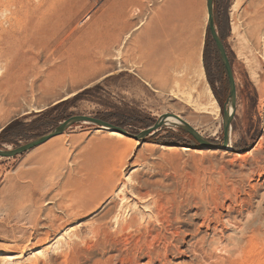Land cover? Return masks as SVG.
I'll use <instances>...</instances> for the list:
<instances>
[{"label":"rangeland","instance_id":"rangeland-1","mask_svg":"<svg viewBox=\"0 0 264 264\" xmlns=\"http://www.w3.org/2000/svg\"><path fill=\"white\" fill-rule=\"evenodd\" d=\"M206 5L207 0H0L1 131L16 120L54 121L16 146L0 148L15 149L73 116L105 119L135 136L158 119L178 115L191 120L189 125L213 145L205 149L180 128L162 126L145 140L132 138L137 143L131 146L107 130L75 124L25 154L1 158L0 264H148V249L163 251V244L148 238V248L133 254L137 237L119 233L114 218L137 213L142 223L149 220L156 227L154 205L163 196L181 205L186 235L199 229L194 237L182 236L186 241L167 254L169 264H222L226 254L220 249L229 248V239L238 238L253 221L260 238L241 264H256L264 255V143L257 147L264 131V60L259 54L264 0H216L215 7L213 2L236 92L228 149L222 148V118L229 86L210 32L206 39ZM254 37L260 42L257 50ZM154 82L161 88L152 87ZM153 136L185 144H193L192 138L197 147L149 142ZM245 165L256 173L239 174ZM105 168L117 178L113 189L102 190L86 179L87 171L97 178ZM251 187L257 194L245 210L240 201L248 199ZM212 192L221 202L217 207ZM9 196L12 216L7 219L2 207ZM72 206L66 218L64 208ZM162 212L165 221L168 210ZM203 212L229 216L235 225H225L214 236L212 229L201 227ZM58 219L64 222L52 232L49 224ZM98 225H108L109 243L91 234ZM47 232V239L38 242ZM22 235L29 242L22 243ZM204 237V254L193 252ZM213 241L221 246L209 261ZM127 248L133 251L130 258L122 256ZM157 259L152 264H160Z\"/></svg>","mask_w":264,"mask_h":264},{"label":"bare ground","instance_id":"bare-ground-1","mask_svg":"<svg viewBox=\"0 0 264 264\" xmlns=\"http://www.w3.org/2000/svg\"><path fill=\"white\" fill-rule=\"evenodd\" d=\"M236 5H237V3H236ZM233 8L234 9L236 8L235 4L233 5ZM205 18H206V21H207V18H208V14L207 13H206ZM233 31H235V28H233ZM262 40H263L262 41V44H263L262 47L263 48H262V51L259 52V54H261V56H262V58L264 60V37L262 38ZM253 43H254L253 45L255 46V47L253 46L254 49L257 50L258 43H260V42H258V39L254 37ZM250 77L253 80V82L255 83L256 88L261 90V88H259L261 86L260 83H259L260 79H258V76H257V73H256L255 70H251L250 71ZM151 85L153 87V85L156 86L157 84L154 82ZM158 86L161 88L160 85H157V88H158ZM259 103H260V101H259ZM224 111H227L228 113H232V110H231V108L229 106H227ZM161 121L163 123V127L174 128V127H177V126L181 125V122H184L187 125H189V122L191 120H189L188 118H184V117L178 116V115H170V116H166L165 118H162ZM222 121H223V118H222ZM189 126L191 127V125H189ZM262 127L264 128V125L261 126V128ZM1 129H2V126L0 127V131H1ZM192 129L196 133H198V135L200 137H202L204 139V135L200 131H197L195 128H192ZM111 133H112V135L117 137L118 140L124 141V142H129L131 144V146H135V144L137 143L132 138L130 139L129 137H126V136H124L122 134L114 133V132H111ZM231 143H232V127L230 125V127L228 129V133H227V145H226L225 149H228V147H231L232 146ZM263 143H264V131H263V133L260 136V139H259V141L257 143V147L260 148ZM160 147H162V146H160ZM182 149H183V151H190V149H188V148H182ZM263 159H264V157L261 158V161ZM257 166L258 165H256V167ZM242 168L244 170L241 173H239L241 175H244L247 172L249 174H252L253 172L256 173L254 168L249 167V165H245ZM86 179L88 181L93 180L95 183H98V185H102V190H104V188H108V187L113 189L115 187V185H116V182H117L116 176L112 175V172H111V170L109 168H105L100 174L97 175V178H95L91 173H89L87 171ZM80 184H81L82 187H84L83 182H80L79 185ZM251 190L254 191V192H252ZM216 194L217 193L212 192V195H211L213 202L216 203L215 207L219 206L220 203H221V202L218 201V196ZM256 194H257V192L255 191V188L251 187L250 188V192H248V194H247L248 199L247 200L242 199L240 201V204H242V208L243 209L247 210L248 208L251 207V205L253 204L252 203V198H255ZM228 195H229V193L226 192V196H228ZM261 195H262L261 198L264 199V193L261 194ZM11 196H9V198H7L4 201L3 207H2V212L6 216L7 219H10L11 216H12V210L8 209V208H10L12 206V197ZM198 196H201V194H199ZM207 199H208V196H205V197L202 196V200H207ZM200 200H201V198H200ZM167 202L169 203V205H168L169 209H167L168 212H166L168 214L167 215L168 217L164 221V220L160 219V215H161L160 212L164 213L162 211H167L166 208H165V207H167ZM164 208H165V210H164ZM180 208H181V205L179 204V202H177V201L175 202V198L173 196L172 197H164L163 196V197H161L160 203H155V205H154V210L155 211L153 213L155 215L154 218H155L156 223H157V226H156L157 228L154 227L153 222L151 224L149 220H148V222L146 221L145 224L142 223L141 220L138 218V214L137 213H131L128 217H126L125 220H123V219L119 220L117 218H114V222H115V225H116L115 227L117 228V231L119 233H122V232H129L130 233V232H132V234L137 237L136 241L138 242V244H136L134 242L135 239L132 242V243H135V245H137L136 247L134 246V244L132 245V246L135 247V250H136V251L134 250L135 252L131 251V252H133V254H137L138 253L137 252L138 249L141 250L140 252L142 253L143 252L142 250L144 248H148L147 246H145V242L147 241L148 238H151L154 241L156 239L157 241L162 243L163 244L162 247H164V248H162L163 251L161 250L162 252L159 251V249L158 250H156V249L153 250V249H150V248L146 252L148 254L147 255L148 264H152V262L154 261V258L160 259V264H169V261H168L169 259L167 257L168 256L167 254L169 253V255H170V253H174L173 250H178V241H182V243L184 241H186V238L182 237L183 235H186V233H184L185 231L181 230V229H182L183 226H185L186 223H188V220L183 219V222H180L181 220H180V217H179V214H178ZM230 209H233L232 205L227 207V211L230 210ZM21 210H24V209L22 208ZM64 211H66L65 212L66 216H67L66 218H68L70 216V214L71 213L73 214V212H74L73 206L70 207V208H64ZM173 215H175V216H173ZM238 215H240V212H238ZM165 216H166V214H165ZM213 216L214 215L212 214V212H203V214L201 215V217H202L201 218L202 219L201 227L204 226L206 228V230L212 229V234L214 236H216L217 234L221 233V231L225 227V225L226 226H234L235 225V223L232 222V220H229V218H230L229 216H226V215H224V216L222 215L221 216L220 214H219V216L217 218H213ZM63 222H64V219L63 220L62 219H58V223L55 224L54 220H51V222L49 224L50 230L52 232H55L56 230H58L61 227ZM254 223H255V221L251 222V224L248 223L246 225L247 226L246 230L242 231L238 238L229 239V242L231 241V244L228 246L229 248L224 247V248L220 249V250L223 251L224 254H226V257L223 259L222 264H225V263H227V264H241L242 260L247 257L246 255L250 254V253H252L254 251V246L256 244V241L258 242V239L260 238V237L256 236V234H255L256 233L255 232L256 229H255ZM164 224H166L167 226L164 225ZM211 224H213V225H211ZM90 232L95 237L96 236H98V237L103 236L104 243H109V241H108L109 237H108V234H107L108 233V225H98L96 227L94 226L93 228L90 229ZM198 232H199V229L194 230L193 232H191L190 235L187 234L186 236L189 235L188 237H191V236L194 237L195 235H198ZM47 236H48V232L45 234V237L40 239V240H38V242L46 240ZM3 237H5L4 239H10V240L12 239V237L9 238L8 236H3ZM23 237H24L23 235L19 237V239H20V241L22 243L29 242V239H30L29 236H27L25 238V240L23 239ZM151 239H150V241H151ZM205 241L206 240H205V237H204L201 240L197 241V243H194L195 244V245L193 244L194 245V251L193 250H191V251L196 252V253L199 252L200 254H204L203 253L204 252V247H205V244L207 242V241L206 242ZM149 243L150 242L148 241V244ZM160 243L157 244V245H160ZM211 244L210 245H211L213 254L209 253L210 254L209 258H208L209 261L213 258L215 250L219 249V245L221 246V242L215 243L213 241V242H211ZM226 244H228V243H226ZM154 246H156V245H154ZM131 247H130V250H131ZM110 248L112 249V247H110ZM152 248H153V246H152ZM132 249H133V247H132ZM124 250H126V248ZM128 252H130V251H128V248H127L126 252L124 251L123 254H122V252H120V254H122V256H126V255L128 256ZM209 252H211V251H209ZM146 253H144V254H146ZM126 257H125V259H126ZM128 257L130 258V256H128ZM133 257H134V255H133ZM135 257H136V255H135ZM134 260H133V262H135ZM123 261L124 260H122V262ZM126 263H128V261ZM129 263H132V262L129 261ZM256 264H264V255L261 258L259 257L256 260Z\"/></svg>","mask_w":264,"mask_h":264},{"label":"water","instance_id":"water-1","mask_svg":"<svg viewBox=\"0 0 264 264\" xmlns=\"http://www.w3.org/2000/svg\"><path fill=\"white\" fill-rule=\"evenodd\" d=\"M213 2L214 0H207L206 5V11L208 14L207 18V27L210 32V36L212 40L214 41L216 50L218 51L220 61L224 67L227 80H228V96L226 99L225 106H229L232 110V113H228L227 111L223 112V121H222V132H223V149L226 148L227 145V133L228 129L230 127V122L233 117L234 109H235V99H236V92H235V86H234V80L233 75L230 67V63L228 61L225 49L223 47L222 41L216 31L215 23H214V11H213ZM224 106V108H225ZM75 124H88L93 125L99 129L107 130L109 132L119 133L126 137L133 138L137 141L145 140L147 137L152 136L154 133L158 132L162 126L163 123L161 120H157L156 123L141 131L137 135H131L127 131L117 128L110 123H107L105 121H102L100 119H96L89 116H73L62 123H60L58 126H56L53 130H51L49 133L40 136L24 145H21L15 149H3L0 148V158H13L22 154H25L38 146L46 143L50 139L60 136L64 134L69 128H71ZM184 132H186L188 135H190L198 144L201 145V147L205 149H212L213 145L208 142L207 140H204L202 137L198 135L189 125H187L184 122H181V125L177 126Z\"/></svg>","mask_w":264,"mask_h":264},{"label":"trees","instance_id":"trees-1","mask_svg":"<svg viewBox=\"0 0 264 264\" xmlns=\"http://www.w3.org/2000/svg\"><path fill=\"white\" fill-rule=\"evenodd\" d=\"M216 4V0H214V7ZM209 38V31H207V38ZM212 51L214 52L216 59L218 61V52L216 50L214 42H212ZM42 117V116H40ZM44 117V116H43ZM39 118V117H38ZM58 121V120H57ZM102 121H107L105 119H102ZM50 124L54 125V121H45L42 119H37L29 124H24L21 121H13L10 123L7 127H5L1 133H0V144H9V145H17V143L21 140H27L29 137L35 133H41L44 131V128H48ZM43 127V129H42ZM184 133V132H183ZM168 136L170 138H175L172 132H168ZM191 138V137H190ZM149 142L156 143V144H173L176 146H191V147H197L196 143L194 140L191 138L193 141V144H185V143H179V142H174L172 140H162V139H157L156 136H153L148 139ZM237 152V151H236Z\"/></svg>","mask_w":264,"mask_h":264}]
</instances>
